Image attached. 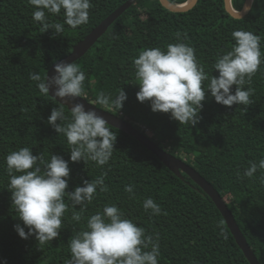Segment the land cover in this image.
<instances>
[{"label": "trees", "instance_id": "trees-1", "mask_svg": "<svg viewBox=\"0 0 264 264\" xmlns=\"http://www.w3.org/2000/svg\"><path fill=\"white\" fill-rule=\"evenodd\" d=\"M127 0H91L89 22L73 29L67 25L61 34L54 29L41 32L34 22V9L26 0H0V264H64L71 256L68 242L76 231L86 226V219L105 204L115 203L128 218L143 226L147 234H159V264H250L213 199L188 175L178 177L152 151L132 135L112 125L117 135L113 156L108 165L98 167L71 162L66 137L47 123L52 109L61 106L50 94L43 95L30 72L47 78L51 66L68 55L73 47ZM183 5L189 0H170ZM245 0H232L242 10ZM63 13V10H62ZM47 14L50 22L63 23V15ZM251 31L260 37L264 52V0H253L247 17L236 19L226 10L225 0H199L195 8L179 13L166 9L159 0H138L110 27L107 33L80 60L75 62L86 74L85 91L94 103L103 91L113 99L123 90L127 100L123 108H105L152 133L162 148L187 161L200 172L225 199L248 243L264 264V183L261 172L239 180L249 161L264 158V65L252 77L254 95L248 106L219 104L206 94L199 122L180 124L170 113L153 112L150 101L137 99L139 81L133 59L149 47L166 49L180 39L196 49L205 71L218 76L212 67L218 54L231 50L237 29ZM185 33L187 39H184ZM207 81L205 82V84ZM249 85H245L247 88ZM236 85L232 86L233 94ZM65 114L70 109L62 105ZM122 114V115H121ZM59 123V121H57ZM21 147L33 154H52L69 161L71 179L66 191L83 186V181L107 173L106 193H99L87 206L82 220L71 219V202L65 214L60 235L39 244L35 235L21 238L15 225H23L8 190L6 156ZM134 185L135 198L124 191ZM151 197L162 206L160 216H150L142 204ZM79 210L80 206H76ZM225 230L227 239L221 235ZM27 232L28 229L25 228Z\"/></svg>", "mask_w": 264, "mask_h": 264}, {"label": "clouds", "instance_id": "clouds-1", "mask_svg": "<svg viewBox=\"0 0 264 264\" xmlns=\"http://www.w3.org/2000/svg\"><path fill=\"white\" fill-rule=\"evenodd\" d=\"M26 3L34 9L32 18L41 24V32L54 29L56 34L63 33L65 25L75 29L87 24L93 7L91 0H26ZM61 13L63 23L50 22L47 14ZM231 35L235 41L231 50L218 54L212 65L218 70V76H210L205 71L196 49L184 43L179 33L176 34L177 42L167 44L166 49L141 50L133 59L140 89L136 94L138 101H150L153 112L170 113L171 118L191 127L199 122L202 102L209 92L217 103L228 107L250 105L254 95L250 86L252 77L264 65L262 37L242 28ZM184 39H187L186 33ZM29 79L43 95L51 93L61 101H72L70 115L65 114L62 105L57 106L47 121L55 132L66 137L71 162L83 160L87 165L92 161L101 168L108 165L117 135L103 116L77 99L87 97L86 74L80 66L60 62L55 64L54 75L42 79L39 73L30 72ZM233 85H236L234 94ZM245 85L249 86L245 88ZM126 100L127 94L122 88L114 99L101 91L94 103L120 111ZM6 171L13 206L24 225H15V230L23 239L35 235L39 244L53 241L60 235L63 218L69 209L66 198L74 209L71 219L80 222L98 190L99 193L108 191L106 172L91 182L84 180L83 186H77L74 191H66L71 179L69 161L56 154L45 159L43 153L33 154L29 147L7 154ZM258 171L264 183V158L249 161L242 173L238 170L236 175L239 180L251 179ZM134 187L132 184L124 186L131 199L135 198ZM77 205L80 206L78 211L75 210ZM142 207L150 216L165 214L162 206L151 197L144 199ZM220 235L228 238L223 229ZM68 247L71 256L64 264H159L161 255L159 234H147L143 226L128 218L115 203L105 204L102 211L88 216L86 226L75 232Z\"/></svg>", "mask_w": 264, "mask_h": 264}, {"label": "water", "instance_id": "water-1", "mask_svg": "<svg viewBox=\"0 0 264 264\" xmlns=\"http://www.w3.org/2000/svg\"><path fill=\"white\" fill-rule=\"evenodd\" d=\"M138 0H127L123 5L117 8L112 14L104 19L99 25H97L85 38L80 40L73 50L54 63L48 71L47 77L54 75L55 64L60 62L75 63L82 59L95 44L107 33L110 27L119 19L128 9L137 3ZM161 4L172 12L184 13L192 10L196 7L199 0H189L183 5H175L170 0H159ZM253 0H245L242 10H236L233 7L232 0H225L227 12L236 19H243L247 17L252 7ZM51 95V93H50ZM51 97H53L51 95ZM54 98V97H53ZM56 99V98H54ZM80 102L86 105V108H94L98 115L103 116L109 125L116 127L126 133L132 135L139 140L146 148L152 151L171 171H173L181 179H185L184 174L188 175L192 180L201 187L215 202L218 209L224 216L228 227L232 231L237 243L245 253L250 264H262L255 254L253 247L248 243L247 238L238 225L233 211L225 199L221 196L220 192L209 182L200 172H198L188 161L177 155L172 154L168 150L158 145L151 136L140 129H138L131 122L126 121L120 116L104 108L98 107L95 103L91 102L87 97L77 98ZM62 105L71 109L72 101H61L56 99Z\"/></svg>", "mask_w": 264, "mask_h": 264}, {"label": "rangeland", "instance_id": "rangeland-1", "mask_svg": "<svg viewBox=\"0 0 264 264\" xmlns=\"http://www.w3.org/2000/svg\"><path fill=\"white\" fill-rule=\"evenodd\" d=\"M150 136H152V133L150 132V133H148ZM182 157L184 158V159H186L187 160V156L185 155V154H183L182 155Z\"/></svg>", "mask_w": 264, "mask_h": 264}, {"label": "built area", "instance_id": "built-area-1", "mask_svg": "<svg viewBox=\"0 0 264 264\" xmlns=\"http://www.w3.org/2000/svg\"><path fill=\"white\" fill-rule=\"evenodd\" d=\"M122 115V114H121ZM147 133H150V131H147Z\"/></svg>", "mask_w": 264, "mask_h": 264}]
</instances>
